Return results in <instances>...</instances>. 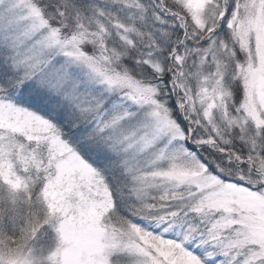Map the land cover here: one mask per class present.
Returning a JSON list of instances; mask_svg holds the SVG:
<instances>
[{"label": "snow or ice", "instance_id": "6c2138e0", "mask_svg": "<svg viewBox=\"0 0 264 264\" xmlns=\"http://www.w3.org/2000/svg\"><path fill=\"white\" fill-rule=\"evenodd\" d=\"M0 264H264V0H0Z\"/></svg>", "mask_w": 264, "mask_h": 264}]
</instances>
